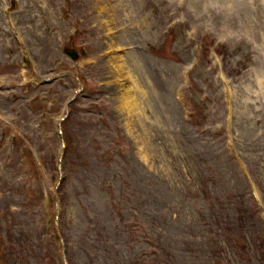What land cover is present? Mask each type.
<instances>
[{
  "label": "rangeland",
  "instance_id": "rangeland-1",
  "mask_svg": "<svg viewBox=\"0 0 264 264\" xmlns=\"http://www.w3.org/2000/svg\"><path fill=\"white\" fill-rule=\"evenodd\" d=\"M113 53L148 90L130 125ZM2 132L0 264H258L264 0H0Z\"/></svg>",
  "mask_w": 264,
  "mask_h": 264
},
{
  "label": "bare ground",
  "instance_id": "bare-ground-1",
  "mask_svg": "<svg viewBox=\"0 0 264 264\" xmlns=\"http://www.w3.org/2000/svg\"><path fill=\"white\" fill-rule=\"evenodd\" d=\"M109 45L116 47L114 43H110ZM122 56L123 54L113 53V56L110 57L112 63L111 72H113L114 75H117L118 77H121L122 79L126 80L125 84H121L124 86V90H122L119 93V99H120V109L127 114L126 120L128 119L129 123L128 122L127 123L130 125L131 122L130 117L131 116L137 117L142 113L143 110L142 104H144L145 102L146 93L148 90L143 86L144 82L141 83L140 81H137L136 72L134 70H131L128 66H127L128 69L126 75L125 68L123 67L122 64L125 62V59ZM231 94H233L232 90H230V95ZM229 97L230 99L232 98V96ZM236 99H237L236 94H234V100Z\"/></svg>",
  "mask_w": 264,
  "mask_h": 264
},
{
  "label": "trees",
  "instance_id": "trees-1",
  "mask_svg": "<svg viewBox=\"0 0 264 264\" xmlns=\"http://www.w3.org/2000/svg\"><path fill=\"white\" fill-rule=\"evenodd\" d=\"M68 138V137H67ZM218 201L221 203V202H224V201H230L228 198L224 197L223 199H218ZM220 221L224 222L225 225H227V229L230 230L231 233H237L238 236H235L236 237V240L235 242H238L237 245L240 249V255L242 256V259L246 260L247 263H250V255L248 253V250H247V242L245 240V236L244 234H241V231H242V226H241V220L240 218H237V219H232L231 221L229 219H227L226 217L224 216H221L220 217ZM258 248L260 250V253H259V257L262 259L260 260V262L258 264H262L263 263V256H264V239L262 238L258 244Z\"/></svg>",
  "mask_w": 264,
  "mask_h": 264
},
{
  "label": "water",
  "instance_id": "water-1",
  "mask_svg": "<svg viewBox=\"0 0 264 264\" xmlns=\"http://www.w3.org/2000/svg\"><path fill=\"white\" fill-rule=\"evenodd\" d=\"M66 53H68L72 57V59H75L76 58V53L74 51H72V50H66Z\"/></svg>",
  "mask_w": 264,
  "mask_h": 264
}]
</instances>
